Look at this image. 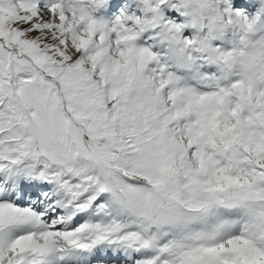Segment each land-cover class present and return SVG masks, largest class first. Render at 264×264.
I'll list each match as a JSON object with an SVG mask.
<instances>
[{
  "label": "snow or ice",
  "instance_id": "1",
  "mask_svg": "<svg viewBox=\"0 0 264 264\" xmlns=\"http://www.w3.org/2000/svg\"><path fill=\"white\" fill-rule=\"evenodd\" d=\"M0 264H264V0H0Z\"/></svg>",
  "mask_w": 264,
  "mask_h": 264
}]
</instances>
